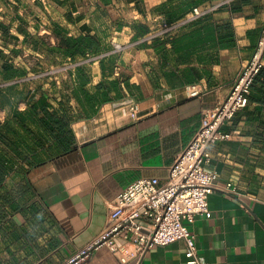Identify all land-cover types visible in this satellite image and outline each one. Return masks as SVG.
<instances>
[{"label":"crops","instance_id":"1","mask_svg":"<svg viewBox=\"0 0 264 264\" xmlns=\"http://www.w3.org/2000/svg\"><path fill=\"white\" fill-rule=\"evenodd\" d=\"M220 2L160 33L195 7ZM0 23L19 36L6 42V51L44 56L53 49L57 58L36 65L9 60L27 74L3 88L7 101L0 105V126L20 132L23 151L20 157L0 140L11 166L0 181V264L66 263L101 233L129 184L145 176L169 178L205 110L227 97L258 50L264 57V0H0ZM153 32L159 35L144 38ZM63 37L89 42L92 52L71 59L61 52ZM48 65L64 74L36 81L32 70ZM194 83L202 95L189 94ZM262 83L224 124L233 135L211 146L209 165L219 171L211 214L190 223L208 264H264ZM36 88L49 96L56 114L69 115L74 149L63 152L41 113L31 115ZM16 110L26 115L22 124L13 118ZM229 181L240 193L223 189ZM187 248L178 239L124 263L104 245L81 264H191Z\"/></svg>","mask_w":264,"mask_h":264},{"label":"built area","instance_id":"2","mask_svg":"<svg viewBox=\"0 0 264 264\" xmlns=\"http://www.w3.org/2000/svg\"><path fill=\"white\" fill-rule=\"evenodd\" d=\"M222 4L212 3L207 8L197 6L179 22L163 25L160 33L172 31ZM157 35L159 32H153L144 38L152 39ZM263 67V53L258 50L242 66L227 97L216 107L205 110L201 127L172 164L169 178L162 181L158 176H145L129 184L116 197L101 233L64 264H81L104 245L125 263L141 259L154 245H167L178 239L186 240L191 264H208L190 223L199 215L211 214L210 195L218 187L219 178V171L209 165L211 146L233 135L223 126L249 104L255 78ZM188 91L192 96L204 93L198 83L191 84ZM223 189L240 193L235 181H229Z\"/></svg>","mask_w":264,"mask_h":264},{"label":"trees","instance_id":"3","mask_svg":"<svg viewBox=\"0 0 264 264\" xmlns=\"http://www.w3.org/2000/svg\"><path fill=\"white\" fill-rule=\"evenodd\" d=\"M0 29L4 33V35H8L11 33V30L8 26L0 23ZM14 39H19V36L14 34ZM86 43V44H85ZM61 45L64 47L61 52L70 56L71 59L77 60L78 57L87 56V54L92 51H88L86 46H89L90 43L85 40H74L70 37H63L61 40ZM19 49H14L13 51H18ZM54 51L53 49H50ZM93 53H96L93 52ZM0 56L3 58L2 65L0 66V74L4 79L11 80L16 78L17 76H23L27 74L26 70L21 67H17L13 62L9 61L8 54L5 49L0 48ZM258 81H263L262 85L264 87V67L258 73L255 78V82L253 84V88L258 83ZM1 89V88H0ZM38 92L42 94L38 96ZM4 103L0 100V105ZM29 106L32 116H39L41 113V121L45 128L50 131L55 139L60 141V145L62 144L61 149L63 152H68L75 148V145L71 144L68 139V131L69 125L71 123L69 115H59L56 114L55 110H52L53 103L49 96H47L43 89L36 88L34 93L32 94L31 100H29ZM13 118L18 121V123L22 124L25 121L26 115L21 110H16L13 114ZM8 128V129H7ZM6 128V125L0 126V140L3 141L10 149H12L18 156L23 155L22 151V141L20 132L12 128L10 125ZM42 147H45L42 145ZM44 149V148H42ZM45 149L48 151H54L51 146H46ZM33 154H36V151H32ZM7 157L5 153L0 151V181H4L5 177L11 171V166L6 162ZM41 163H35L34 165H40ZM4 195L0 194V199H3Z\"/></svg>","mask_w":264,"mask_h":264},{"label":"rangeland","instance_id":"4","mask_svg":"<svg viewBox=\"0 0 264 264\" xmlns=\"http://www.w3.org/2000/svg\"><path fill=\"white\" fill-rule=\"evenodd\" d=\"M14 41L15 39H14L13 33H10L6 36L4 35V33H2V35L0 36V48L5 49L6 47H8L6 46V42H14ZM6 53L8 54L9 59H14V60H17L18 62H21L22 60H26L31 65L38 64V60H44L48 64L55 63V60H57V58L54 57L53 53H48L47 55L40 56L38 53L28 52L25 49L22 50V48L19 49L18 51H11V52L6 51ZM2 61H3V58H1L0 56V63ZM32 71H33L32 75H35V80L39 82V80L45 81L49 77L56 78L57 76H61L62 74H64L65 70L60 67H51L48 65V67L38 66L35 68V70L33 69ZM10 81L11 80L4 79L0 74V88H1L0 89V100H2L4 104L7 101V98H6L7 92H5L3 88H5ZM17 91H19V89Z\"/></svg>","mask_w":264,"mask_h":264},{"label":"water","instance_id":"5","mask_svg":"<svg viewBox=\"0 0 264 264\" xmlns=\"http://www.w3.org/2000/svg\"><path fill=\"white\" fill-rule=\"evenodd\" d=\"M127 102H131V100H128ZM124 103V102H123Z\"/></svg>","mask_w":264,"mask_h":264}]
</instances>
